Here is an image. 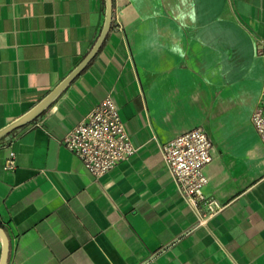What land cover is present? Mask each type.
<instances>
[{
	"label": "crops",
	"instance_id": "crops-1",
	"mask_svg": "<svg viewBox=\"0 0 264 264\" xmlns=\"http://www.w3.org/2000/svg\"><path fill=\"white\" fill-rule=\"evenodd\" d=\"M113 3L88 63L0 138L7 264H264V141L252 123L264 0ZM104 16V0H0V128L74 70ZM107 95L137 150L95 177L61 140ZM199 125L213 141L212 214L181 194L160 147Z\"/></svg>",
	"mask_w": 264,
	"mask_h": 264
},
{
	"label": "built area",
	"instance_id": "built-area-1",
	"mask_svg": "<svg viewBox=\"0 0 264 264\" xmlns=\"http://www.w3.org/2000/svg\"><path fill=\"white\" fill-rule=\"evenodd\" d=\"M252 123L264 141V86L252 114ZM64 136L62 144L95 177L108 172L137 150L111 95L93 106ZM212 142L205 128L199 125L160 144L178 190L199 213L202 206L208 214L221 208L214 196L204 192L207 183L204 168L213 157ZM13 157L11 152L8 167L13 164Z\"/></svg>",
	"mask_w": 264,
	"mask_h": 264
},
{
	"label": "water",
	"instance_id": "water-1",
	"mask_svg": "<svg viewBox=\"0 0 264 264\" xmlns=\"http://www.w3.org/2000/svg\"><path fill=\"white\" fill-rule=\"evenodd\" d=\"M105 1V16L102 29L100 31L99 37L95 41L94 45L90 49L89 53L83 58V60L71 70L50 92H48L39 102L33 105L30 109L24 112L22 115L18 116L4 127L0 128V138L10 133L12 130L23 126L32 120L36 119L63 91V89L71 82V80L79 73L80 70L88 63V61L93 57L96 51L101 46L106 33L108 32L113 16V0ZM9 235H7L5 229L0 226V264H7L9 252Z\"/></svg>",
	"mask_w": 264,
	"mask_h": 264
}]
</instances>
